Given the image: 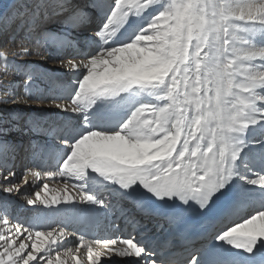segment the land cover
<instances>
[{"label": "snow or ice", "instance_id": "obj_1", "mask_svg": "<svg viewBox=\"0 0 264 264\" xmlns=\"http://www.w3.org/2000/svg\"><path fill=\"white\" fill-rule=\"evenodd\" d=\"M0 37L16 48L0 68L20 77L0 80V104L47 101L57 117L0 108V190L20 191L21 159L25 184L64 180L63 195L26 194L44 206L27 226L0 203V264H66L65 220L109 217L118 235L79 236L87 264H264V0H10ZM218 203L195 247L189 214Z\"/></svg>", "mask_w": 264, "mask_h": 264}, {"label": "bare ground", "instance_id": "obj_2", "mask_svg": "<svg viewBox=\"0 0 264 264\" xmlns=\"http://www.w3.org/2000/svg\"><path fill=\"white\" fill-rule=\"evenodd\" d=\"M9 3H10V0H0V10H2L3 7L5 5H8ZM3 38L5 37H0V50L6 48L5 54L9 57V59H15L16 58L14 56V52L16 51L15 44L11 42L9 43L6 42V47H2L1 41L3 40ZM0 53L2 55L1 51ZM30 59L39 61V57H31ZM46 67L54 71H63V69H61L59 64L55 61H48L46 64ZM19 79L20 77L18 76H14V77L11 75L5 76L3 74L2 68H0V80H2L4 84H8L9 82L13 80L18 81ZM0 91H1L0 94H2V90ZM17 95H23V89L20 90V92ZM11 107L19 108L22 112L26 113L27 115H31L33 112L39 109H43L46 114V119L48 120L57 119V117L54 115V113L56 112V109L53 106H51L50 103L47 101L43 103L33 102L31 108L26 107L22 102H18L16 104H0V108L2 109H8ZM9 138L23 140L25 144L27 143L29 139L28 136H24L19 133H14L13 136ZM21 156H23V153H21ZM26 165L28 167H31L30 161L22 160V159L16 161V167L14 171L16 172L18 180L20 176L22 175V173L26 171ZM34 170H38V169H34ZM32 179L33 178L29 175L27 184L23 183V179H22L21 182L19 183L20 184L19 192H13V193L7 194V193H4L2 190H0V203H2L3 200H8L10 202V211H12L11 214L15 215L18 212V214L12 217V220H10V224L13 226L17 222H20L21 224H24L25 226H27V223L29 221H32L35 223L36 222L35 218L38 216V214L34 212L33 209L36 208L37 206H39L40 208H44L43 205H28L26 194H29L34 197L35 192L37 190H40L41 196L43 197L42 187L44 183H48L49 189L55 190L54 192L50 191L49 196L54 195V194H60V195L64 194V180L60 177L50 178L47 175H44L42 176L41 179L36 180L35 182V185H38L39 187H36L33 185ZM67 192L69 194L75 195V191L71 188V186H69V188L67 189ZM11 194H14V196H11ZM58 219H62V217ZM101 220H102V228L100 227V224H99L95 228L90 229L89 232L91 234H94V236H100L101 241H102L103 237L100 234V232L104 231V229H107L108 224L115 223V225H120L121 220L115 222L116 220L111 217H109L107 221H104L103 219ZM52 227H56V225H53ZM36 230H51V228L37 227ZM113 233H115V231ZM78 240H79V237L75 236L74 234H70L69 236L65 237L64 241H62V243H64L66 247L62 248L58 254L60 255V258L62 260L66 261V264H76L77 259L80 260V264H87V251L80 244L77 243ZM86 240L93 241L94 239L86 237ZM76 248H79V252L76 251ZM95 250L96 248L94 245V251ZM68 251H71V255H68ZM113 256L114 255H112L111 257L107 255L103 256L101 258L102 264H103V261L113 260L114 259Z\"/></svg>", "mask_w": 264, "mask_h": 264}, {"label": "rangeland", "instance_id": "obj_3", "mask_svg": "<svg viewBox=\"0 0 264 264\" xmlns=\"http://www.w3.org/2000/svg\"><path fill=\"white\" fill-rule=\"evenodd\" d=\"M11 76H12V75H11ZM13 77H14V76H13ZM9 78H10V77H9ZM21 90H22V89H21ZM0 93H1V91H0ZM22 179H23V177H22V175H21L20 178H19V180L17 179V183H20ZM11 196H14V194H11ZM11 212H12V211H10L9 216H8L9 221L12 220L11 217H13V215L11 214ZM8 226L12 227L13 225H11V224L9 223Z\"/></svg>", "mask_w": 264, "mask_h": 264}]
</instances>
